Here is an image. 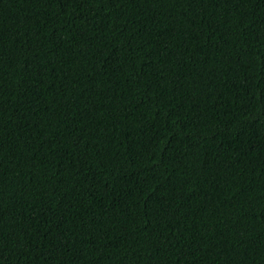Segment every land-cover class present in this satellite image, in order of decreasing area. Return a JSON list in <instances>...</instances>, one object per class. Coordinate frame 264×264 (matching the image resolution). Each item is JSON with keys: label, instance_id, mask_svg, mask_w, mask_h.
Returning <instances> with one entry per match:
<instances>
[{"label": "trees", "instance_id": "1", "mask_svg": "<svg viewBox=\"0 0 264 264\" xmlns=\"http://www.w3.org/2000/svg\"><path fill=\"white\" fill-rule=\"evenodd\" d=\"M0 264H264V0H0Z\"/></svg>", "mask_w": 264, "mask_h": 264}]
</instances>
